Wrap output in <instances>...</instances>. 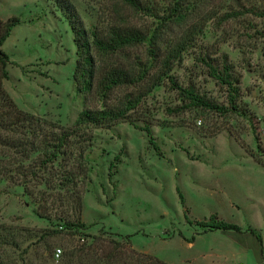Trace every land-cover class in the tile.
Wrapping results in <instances>:
<instances>
[{"label":"rangeland","instance_id":"374dc122","mask_svg":"<svg viewBox=\"0 0 264 264\" xmlns=\"http://www.w3.org/2000/svg\"><path fill=\"white\" fill-rule=\"evenodd\" d=\"M206 1L198 3L205 10L219 3ZM58 3L76 8L89 36L116 26L148 36L116 55L94 54L98 75L119 67L133 72L136 84L101 98H85L77 90L74 34ZM11 18L20 24L2 46L10 56L3 88L21 110L71 127L89 106H114L129 95H141V104L132 117L135 125L122 122L90 131L93 146L86 154L89 177L81 216L86 227L74 237L58 227V220L39 218L36 201L22 187L0 181V264H58L57 250L63 256L88 249L95 238L129 244L168 264H259L255 248L238 251V239L245 241L248 229L264 239V167L253 157L264 163V38L256 33L264 22L245 17L221 29L208 23L199 37L201 47L185 53L171 73L183 87L193 85L227 106L225 91L196 60L201 51L226 54L241 84L237 110L222 115L183 109L168 80L142 97L158 69L149 39L159 36L163 49L181 29L160 33L158 19L121 0H0V21ZM147 126L158 151L143 131ZM214 214L243 232H204L199 222ZM11 236L15 245L9 244ZM193 236V243L185 241Z\"/></svg>","mask_w":264,"mask_h":264},{"label":"trees","instance_id":"16d2710c","mask_svg":"<svg viewBox=\"0 0 264 264\" xmlns=\"http://www.w3.org/2000/svg\"><path fill=\"white\" fill-rule=\"evenodd\" d=\"M121 1L132 10L148 13L158 19L161 29L157 28L156 31L160 33L165 30L171 32L176 28L181 29L180 34L171 38L169 45L163 49L158 45L159 36L153 34L149 39L150 55L156 59L158 69L156 79L148 78L153 81L142 97L151 93L163 80H168L173 90L177 92L180 102L184 104L183 109L222 115L237 110L241 76L235 72L226 54H220L218 51L215 52V57L201 51L196 60L207 69L209 77L225 91L227 106L201 94L193 85L183 87L171 73L185 53L201 47L199 37L208 23L214 22L217 28L221 29L220 27L245 17L264 22V0H219V3L213 4L211 10H205V6L198 4L205 0ZM58 5L74 34L78 59L73 79L77 90L85 98L94 96L101 98L107 97L114 88L136 84L138 80L135 74L119 67H113L98 75L94 54L116 55L128 47L146 42L148 36L140 29L129 26L112 27L106 34L94 31L89 36L82 28L76 8L71 3H67L66 6L63 3ZM218 9L223 10V13L218 12ZM19 24L18 18L0 21V181L22 187L26 195L36 201L35 213L39 218L50 223L58 220L62 223L58 227L66 235L74 237L86 227L81 216L85 185L89 177L86 154L93 146L90 131L108 129L122 122L135 125L136 120L132 117L141 104V95H129L124 102L114 106L86 107L71 127H64L21 110L3 88L4 80L9 77L7 66L10 63V56L2 49L13 29ZM256 33L264 38V29L256 30ZM140 77V81L146 78L145 72ZM143 131L148 134L150 143L158 151L151 136V129L147 126ZM253 157L264 167L261 160ZM114 161L119 162L118 158ZM111 168H114L113 164ZM34 188L39 190L36 191ZM178 193L181 203L184 204V197L179 191ZM185 218L192 225L187 215ZM198 225L205 229L204 232L213 230L243 232L240 226L219 220L216 214L209 220L200 221ZM248 232L262 243L261 235L256 231L248 229ZM9 241L11 245L16 243L13 236ZM185 241L193 243L195 236ZM57 251L59 253H55V256L60 260L58 264H64L66 261L67 264H168L132 249L129 244L107 241L103 238H95L93 245L88 249L79 248L63 256L61 250Z\"/></svg>","mask_w":264,"mask_h":264},{"label":"crops","instance_id":"0c3cea01","mask_svg":"<svg viewBox=\"0 0 264 264\" xmlns=\"http://www.w3.org/2000/svg\"><path fill=\"white\" fill-rule=\"evenodd\" d=\"M240 235V234H239ZM250 236H247L246 240L242 239L241 237L238 239V243L242 246L238 251L242 253V251L247 252L252 248H255V255L258 257V263L259 264H264V239L263 242L260 243L255 236L252 234H249ZM239 237V236H238ZM242 264V263H240Z\"/></svg>","mask_w":264,"mask_h":264}]
</instances>
